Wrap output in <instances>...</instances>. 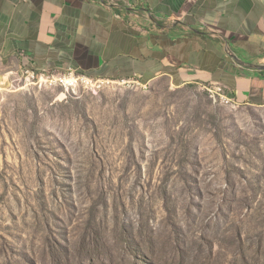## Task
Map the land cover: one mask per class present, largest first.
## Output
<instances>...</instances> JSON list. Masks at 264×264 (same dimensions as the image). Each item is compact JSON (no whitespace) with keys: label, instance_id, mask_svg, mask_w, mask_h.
Instances as JSON below:
<instances>
[{"label":"rangeland","instance_id":"rangeland-1","mask_svg":"<svg viewBox=\"0 0 264 264\" xmlns=\"http://www.w3.org/2000/svg\"><path fill=\"white\" fill-rule=\"evenodd\" d=\"M9 76L0 68V264H51L58 246L81 264L86 235L100 246L86 264H102L98 234L122 264L126 230L154 236L155 264H173L174 246L185 264H264V110L165 79Z\"/></svg>","mask_w":264,"mask_h":264},{"label":"crops","instance_id":"crops-1","mask_svg":"<svg viewBox=\"0 0 264 264\" xmlns=\"http://www.w3.org/2000/svg\"><path fill=\"white\" fill-rule=\"evenodd\" d=\"M0 68L221 83L264 110V0H0Z\"/></svg>","mask_w":264,"mask_h":264},{"label":"trees","instance_id":"trees-1","mask_svg":"<svg viewBox=\"0 0 264 264\" xmlns=\"http://www.w3.org/2000/svg\"><path fill=\"white\" fill-rule=\"evenodd\" d=\"M176 228L180 232H182V227L180 225H176ZM98 235L99 240H101L102 242V254L106 256V261H103L102 264H117L118 262H116V257H114L112 254V251L116 247L110 244L107 239H105L104 235ZM242 237L243 236L241 232L239 234V241L241 243L243 242ZM121 240L123 241L124 245L123 247L121 246V250L123 251V258L121 260L122 264H155L154 260L156 259L155 255L157 254V252L156 250H154V236L149 235L148 238L139 239L134 231L126 230ZM185 242L187 243L186 240ZM80 245V253H78L77 255V260L80 261L81 264H86L88 261H90V263H93L95 256L99 253L100 246L98 245V243L94 244V239H88V236L86 235L84 239L81 240ZM58 247H60V249L58 250L59 252L54 250V252L52 253L51 264H74L71 256L69 255V251L62 246ZM174 248L176 253L172 256V263L185 264V260L189 256L188 253H186V251L183 252L179 250L175 246ZM214 250L215 244L211 245V254L215 253ZM84 252L85 255L82 256L81 253Z\"/></svg>","mask_w":264,"mask_h":264},{"label":"built area","instance_id":"built-area-1","mask_svg":"<svg viewBox=\"0 0 264 264\" xmlns=\"http://www.w3.org/2000/svg\"><path fill=\"white\" fill-rule=\"evenodd\" d=\"M0 62H1V58H0ZM6 75H10L8 78L12 79L13 83L20 84L21 82L26 81L40 87L47 85H54V84L73 86L78 84L79 81H85L86 83H94V82L103 83L105 81L103 79L91 78L75 70H69L66 72H52L48 70L37 71L34 69H23L16 72H10L9 74ZM69 80H74V81L70 83ZM108 81L122 83L129 86L137 85L134 82H128V81H122V82H117L113 80H108ZM0 83L5 84V81ZM202 88L208 91L210 97L214 101H220L221 103H223L232 100L226 93V89L221 83L217 82V83L202 85Z\"/></svg>","mask_w":264,"mask_h":264},{"label":"bare ground","instance_id":"bare-ground-1","mask_svg":"<svg viewBox=\"0 0 264 264\" xmlns=\"http://www.w3.org/2000/svg\"><path fill=\"white\" fill-rule=\"evenodd\" d=\"M73 81H74V80H69V82H70V83H71V82H73ZM226 102H228V103H229V102H231V101H226Z\"/></svg>","mask_w":264,"mask_h":264},{"label":"water","instance_id":"water-1","mask_svg":"<svg viewBox=\"0 0 264 264\" xmlns=\"http://www.w3.org/2000/svg\"><path fill=\"white\" fill-rule=\"evenodd\" d=\"M261 69H264V67H261Z\"/></svg>","mask_w":264,"mask_h":264}]
</instances>
